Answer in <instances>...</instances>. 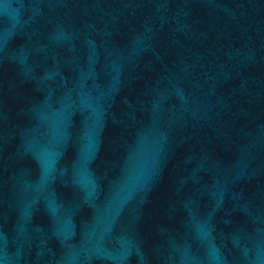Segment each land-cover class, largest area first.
Segmentation results:
<instances>
[{"label": "water", "instance_id": "water-1", "mask_svg": "<svg viewBox=\"0 0 264 264\" xmlns=\"http://www.w3.org/2000/svg\"><path fill=\"white\" fill-rule=\"evenodd\" d=\"M0 264H264V0H0Z\"/></svg>", "mask_w": 264, "mask_h": 264}]
</instances>
